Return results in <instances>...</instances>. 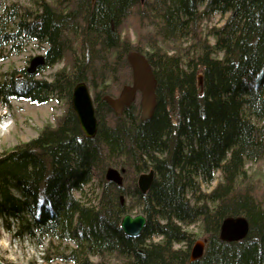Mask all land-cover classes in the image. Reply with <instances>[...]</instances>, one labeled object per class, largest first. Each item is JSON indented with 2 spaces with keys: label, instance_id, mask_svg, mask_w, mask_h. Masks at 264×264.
I'll return each mask as SVG.
<instances>
[{
  "label": "trees",
  "instance_id": "obj_1",
  "mask_svg": "<svg viewBox=\"0 0 264 264\" xmlns=\"http://www.w3.org/2000/svg\"><path fill=\"white\" fill-rule=\"evenodd\" d=\"M28 1L31 8L19 12L15 3L0 10V49L37 41L47 45V67L68 66L50 81L11 75L0 92L37 104L57 97L68 108L55 126L0 155L1 226L73 244L59 257L74 264L108 257L111 264H264V184L245 169L264 158V0ZM132 13L153 23L151 44L133 47L123 35ZM218 15L226 17L222 25L202 29ZM133 48L158 82L150 121L140 118L139 96L121 116L103 101L132 82L126 56ZM80 82L93 93L98 131L91 139L71 106ZM111 166L126 169L123 186L106 181ZM151 169L155 181L142 194L137 175ZM217 172L221 181L205 192ZM133 209L147 218L138 238L120 228ZM237 216L247 218L248 235L222 241L223 220ZM198 223L205 253L190 262L196 234L189 227Z\"/></svg>",
  "mask_w": 264,
  "mask_h": 264
},
{
  "label": "rangeland",
  "instance_id": "obj_2",
  "mask_svg": "<svg viewBox=\"0 0 264 264\" xmlns=\"http://www.w3.org/2000/svg\"><path fill=\"white\" fill-rule=\"evenodd\" d=\"M48 1L57 2V0ZM13 3L16 4L15 11L17 12H19L22 7L31 8V4L28 0H2V2H0V10H3ZM129 19L123 30V35L127 37L128 35L130 36L133 47L139 40L143 44H151L149 41L151 35L149 34L148 29L153 27V23L148 21V24H145L142 18H137L135 15L133 16V13ZM225 20L226 17H221L219 15L215 16L211 21L205 22L202 29L204 28L206 31L211 26H220L225 22ZM13 46L14 45H8L0 49V87L4 83L8 82L11 75L17 79L22 78L24 72L30 67L31 60L37 56H44L47 49V45L45 43L37 41L22 40L18 41L15 44V47ZM170 46V50H176L174 49V44H171ZM130 51L138 50L133 48ZM67 66L68 60L61 62L53 68L45 65L39 68L37 72L31 76H36V79L38 80L50 81L57 69ZM125 85H123L122 88ZM120 91L116 94V96L119 95ZM91 94L93 97L92 91ZM67 108L68 104L66 101L57 97L51 98L46 103L37 104L21 97L5 99V95L0 92V125L4 122L9 124L8 130L0 131V155L11 151L19 144L32 141L45 127L55 126L59 119L64 116ZM117 169L121 170L122 168ZM245 169L249 180L264 184V158L259 162H248ZM139 176L140 174L137 175V180ZM215 178L216 179L212 185H202L205 192H210L221 181L222 174L217 172ZM96 192H99L98 188H96ZM88 195L89 197L94 196L93 194L90 195V192ZM76 197L81 198V195L76 193ZM125 200L127 204H129L130 198H128V196H124L123 203ZM141 213V209H133L131 212H128V214L133 216ZM189 230L196 234V237L190 247L191 251L193 246L199 240L206 239V233L203 231L200 223L189 227ZM160 240L161 238L157 237L153 239V241ZM72 246L73 244L67 242H59L57 240L50 241L48 238L42 237L38 234H36V237H18L16 236L14 226H11V231L6 230L2 226L0 227V261L4 264H74L60 259L59 257L62 254H68ZM101 261L102 259L99 258L93 259L94 263H99ZM114 262V257H108L104 259L103 264H111Z\"/></svg>",
  "mask_w": 264,
  "mask_h": 264
},
{
  "label": "water",
  "instance_id": "obj_3",
  "mask_svg": "<svg viewBox=\"0 0 264 264\" xmlns=\"http://www.w3.org/2000/svg\"><path fill=\"white\" fill-rule=\"evenodd\" d=\"M95 1L92 0V2ZM144 1L141 0V2ZM127 61L132 70L131 84L125 85L116 97L104 96L103 101L112 108L116 115L121 116L124 110L135 103L139 96L141 108L140 118L142 121H150L158 105V82L153 68L147 56L139 51H130L127 54ZM45 64V55L33 58L30 62V67L27 69L28 74L34 75ZM198 84L202 89L203 76L201 75L198 77ZM71 106L77 116L84 136L88 139L94 138L98 131V120L93 97L86 82H80L74 87ZM124 174V168L119 170L114 167H109L105 172V179L117 186H123ZM154 181L155 171L153 169L141 173L137 180L138 189L142 194H146L151 189ZM120 199L123 204L124 196L122 195ZM146 225L147 218L143 213L135 216L125 214L120 222V228L127 236L132 238L140 237ZM249 230V222L244 216L227 217L223 220L220 228V239L224 242H237L244 239L248 235ZM205 247L206 239L199 240L190 252L189 261L194 262L202 258L205 253ZM0 264L4 263L0 261Z\"/></svg>",
  "mask_w": 264,
  "mask_h": 264
},
{
  "label": "bare ground",
  "instance_id": "obj_4",
  "mask_svg": "<svg viewBox=\"0 0 264 264\" xmlns=\"http://www.w3.org/2000/svg\"><path fill=\"white\" fill-rule=\"evenodd\" d=\"M8 128H9V124L7 122H4L2 125H0V131L8 130Z\"/></svg>",
  "mask_w": 264,
  "mask_h": 264
}]
</instances>
